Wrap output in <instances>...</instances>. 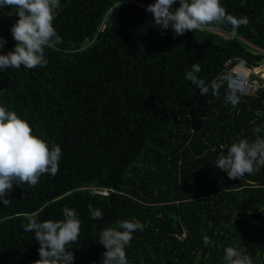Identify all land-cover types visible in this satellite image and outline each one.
Instances as JSON below:
<instances>
[{
    "label": "trees",
    "instance_id": "1",
    "mask_svg": "<svg viewBox=\"0 0 264 264\" xmlns=\"http://www.w3.org/2000/svg\"><path fill=\"white\" fill-rule=\"evenodd\" d=\"M155 2L59 0L53 27L62 43L45 47L47 64L0 70V106L62 150L55 176L13 184L9 202L0 200V264H35L40 245L23 230L27 217L62 220L64 207L80 221L68 246L74 264H102L100 233L124 220L143 225L125 248L128 264H228V247L264 264V166L235 180L216 168L221 145L264 139V92L236 93L233 107L227 85L218 98L201 96L184 78L193 63L206 85L237 64L264 66V0H220L248 20L235 35L228 24L161 30L146 11ZM17 20L15 8H0V55L16 46Z\"/></svg>",
    "mask_w": 264,
    "mask_h": 264
},
{
    "label": "clouds",
    "instance_id": "2",
    "mask_svg": "<svg viewBox=\"0 0 264 264\" xmlns=\"http://www.w3.org/2000/svg\"><path fill=\"white\" fill-rule=\"evenodd\" d=\"M176 2L177 0H156L147 7L146 11L153 14L155 25L161 30H167L171 26L177 35H183L186 31H221L220 26L228 24L232 28L231 35H235L241 25L248 23L246 17L238 19L228 14L220 0H179L180 6L173 10ZM5 6L16 9L18 20L11 28L16 46L7 55H0V70L20 69L21 66L33 69L46 65L45 47L51 49L62 43V38L53 27V13L60 6L59 0H0V8ZM5 43L0 39V48ZM238 68L242 69L243 65ZM200 72L201 66L193 63L191 70H186L184 78L199 89L201 96L207 95L211 90L212 95L218 98L220 89L227 85L226 104L230 103L235 107L240 102L236 93L242 85L231 73L222 74L212 80L210 85H206L198 77ZM253 131L260 133L261 128L255 127ZM32 132L29 124L14 111L0 106V200L5 205L9 202L6 195L13 184L35 186L42 175L49 173L55 176L59 171L61 148L53 144L50 150L48 144ZM212 151L215 152L216 149L213 148ZM261 166H264V139L259 136L253 142L240 139L230 146L221 145L216 161V168L233 180L252 174ZM89 211L93 220L102 219L99 209L89 205ZM62 214L64 219L55 221L39 222L35 216L27 217L23 230L34 231L35 239L40 245V259L35 264H74V254L68 246L78 240L80 221L74 209L64 207ZM118 228L120 230L109 227L100 233L98 243L106 249L102 264H128L125 248L130 244L135 231H143L141 223L129 220L120 221ZM204 243H210L207 236L204 237ZM224 258L228 264H252L249 257L241 256L232 247L225 249Z\"/></svg>",
    "mask_w": 264,
    "mask_h": 264
},
{
    "label": "built area",
    "instance_id": "3",
    "mask_svg": "<svg viewBox=\"0 0 264 264\" xmlns=\"http://www.w3.org/2000/svg\"><path fill=\"white\" fill-rule=\"evenodd\" d=\"M88 44L91 43L89 39L86 41ZM230 63V62H229ZM232 76L237 79L242 85L241 88L237 89V93L244 96H256L260 91L264 92V81L251 80L250 74L241 71H235L234 68L231 71ZM103 194H107L106 191H100Z\"/></svg>",
    "mask_w": 264,
    "mask_h": 264
},
{
    "label": "crops",
    "instance_id": "4",
    "mask_svg": "<svg viewBox=\"0 0 264 264\" xmlns=\"http://www.w3.org/2000/svg\"><path fill=\"white\" fill-rule=\"evenodd\" d=\"M241 65V64H237L235 67H234V70L235 71H241V72H245L247 74H250L251 78L252 79H255L257 81H264V66H259V67H256L254 68L253 70L252 69H248L246 67L243 66L242 69H239L238 66ZM254 76V77H253ZM256 77H258L259 79H257ZM263 77V78H262ZM261 78V79H260Z\"/></svg>",
    "mask_w": 264,
    "mask_h": 264
},
{
    "label": "bare ground",
    "instance_id": "5",
    "mask_svg": "<svg viewBox=\"0 0 264 264\" xmlns=\"http://www.w3.org/2000/svg\"><path fill=\"white\" fill-rule=\"evenodd\" d=\"M263 78V77H262ZM261 79V78H260ZM226 86V85H225ZM157 243V242H156Z\"/></svg>",
    "mask_w": 264,
    "mask_h": 264
}]
</instances>
